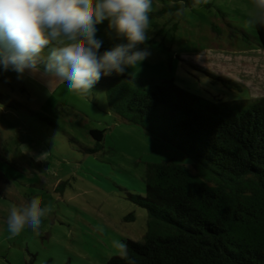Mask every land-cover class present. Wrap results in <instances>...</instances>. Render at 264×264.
I'll list each match as a JSON object with an SVG mask.
<instances>
[{"label":"rangeland","instance_id":"374dc122","mask_svg":"<svg viewBox=\"0 0 264 264\" xmlns=\"http://www.w3.org/2000/svg\"><path fill=\"white\" fill-rule=\"evenodd\" d=\"M181 4L177 15L175 3L153 0L152 54L126 76L173 81L213 103L263 98L264 51L248 23L251 0ZM96 36L108 50L123 42L107 21ZM47 80L40 73L0 74V264H106L119 256L114 241H140L146 232V211L127 194L143 196L147 165L190 162L115 116L100 81L80 96L62 88L49 95ZM92 129L105 135L88 153L97 144ZM34 197L50 207L39 233L12 237L11 207Z\"/></svg>","mask_w":264,"mask_h":264},{"label":"trees","instance_id":"16d2710c","mask_svg":"<svg viewBox=\"0 0 264 264\" xmlns=\"http://www.w3.org/2000/svg\"><path fill=\"white\" fill-rule=\"evenodd\" d=\"M170 1L178 10L195 3ZM255 28L264 51V27ZM100 85L115 116L190 162L147 165L143 196L127 194L147 214L142 240L125 241L137 264H264V97L213 103L173 81L126 74ZM89 134L94 153L105 130ZM106 264L125 262L112 256Z\"/></svg>","mask_w":264,"mask_h":264},{"label":"clouds","instance_id":"9594fccd","mask_svg":"<svg viewBox=\"0 0 264 264\" xmlns=\"http://www.w3.org/2000/svg\"><path fill=\"white\" fill-rule=\"evenodd\" d=\"M152 8L153 0H0V74L23 79L26 72L40 73L48 78L49 95L62 88L87 96L102 77L123 75L151 56ZM105 21L123 42L101 52L96 32ZM248 23L264 27V0H251ZM49 212L31 198L11 207L7 229L12 237L38 234ZM113 246L125 264H137L127 243Z\"/></svg>","mask_w":264,"mask_h":264}]
</instances>
